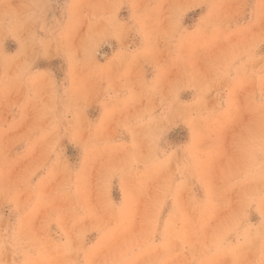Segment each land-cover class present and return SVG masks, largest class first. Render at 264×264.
I'll list each match as a JSON object with an SVG mask.
<instances>
[{"label":"rangeland","instance_id":"obj_1","mask_svg":"<svg viewBox=\"0 0 264 264\" xmlns=\"http://www.w3.org/2000/svg\"><path fill=\"white\" fill-rule=\"evenodd\" d=\"M0 264H264V0H0Z\"/></svg>","mask_w":264,"mask_h":264}]
</instances>
